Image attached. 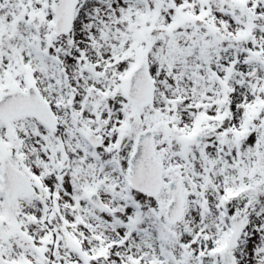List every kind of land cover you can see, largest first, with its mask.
<instances>
[{
    "label": "snow or ice",
    "instance_id": "obj_1",
    "mask_svg": "<svg viewBox=\"0 0 264 264\" xmlns=\"http://www.w3.org/2000/svg\"><path fill=\"white\" fill-rule=\"evenodd\" d=\"M0 264H264V0H0Z\"/></svg>",
    "mask_w": 264,
    "mask_h": 264
}]
</instances>
